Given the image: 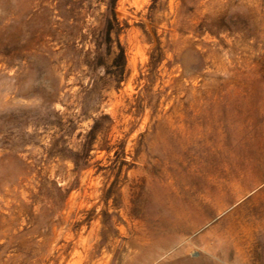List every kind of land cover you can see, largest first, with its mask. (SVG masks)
<instances>
[{"label": "rangeland", "instance_id": "obj_1", "mask_svg": "<svg viewBox=\"0 0 264 264\" xmlns=\"http://www.w3.org/2000/svg\"><path fill=\"white\" fill-rule=\"evenodd\" d=\"M0 264H264V0H0Z\"/></svg>", "mask_w": 264, "mask_h": 264}, {"label": "trees", "instance_id": "obj_2", "mask_svg": "<svg viewBox=\"0 0 264 264\" xmlns=\"http://www.w3.org/2000/svg\"><path fill=\"white\" fill-rule=\"evenodd\" d=\"M103 22L101 30H92L84 37V42L88 41L89 45L93 46V49H88L86 52H80L77 57L76 65L78 67H86L87 74L90 76V89L82 91V94L88 95V97L94 96L96 102H100L104 99L102 96L104 92L110 89H118L120 83L125 78V51L120 44L119 35L121 32L120 23L114 12V1L102 15ZM90 37V38H89ZM43 36L41 37L40 44H43ZM75 44V43H74ZM38 52L46 54L47 52L40 49ZM50 54V52H49ZM104 69V76L97 77L96 71L98 69ZM82 112H86L87 105L85 101L78 102ZM88 150L84 152L83 158L88 156Z\"/></svg>", "mask_w": 264, "mask_h": 264}]
</instances>
